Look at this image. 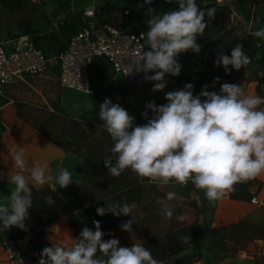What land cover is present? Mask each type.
Segmentation results:
<instances>
[{
  "label": "crops",
  "instance_id": "0c3cea01",
  "mask_svg": "<svg viewBox=\"0 0 264 264\" xmlns=\"http://www.w3.org/2000/svg\"><path fill=\"white\" fill-rule=\"evenodd\" d=\"M255 1L256 4L253 3L254 0H199V4L226 5L230 10L228 25H236L244 10L251 6L252 12L255 9L256 16L253 30L249 31L252 33L264 27V0ZM108 5L111 6L112 10L107 7ZM140 5H143V7H140ZM0 7L6 11H16L18 14L22 10L26 16L25 19L17 21L16 31L2 30L0 39L4 40L20 33H28L21 32L22 24L26 23L27 25L25 26H28L33 31L29 33L32 39L33 35H38L41 41L44 42L42 43L43 46L59 57L72 35L86 25V22L82 19L84 9L94 8L95 19L98 14L97 19L99 21L96 19L98 21L97 32H102L103 25L106 24L137 31L135 30L136 25H147L146 20L149 17L145 13L148 8H153L156 13H160L169 8L177 9L178 4L175 3V0H153L150 5H144L143 0H0ZM123 9H128L129 12L125 14ZM6 13L9 14L8 12ZM126 17H130L128 26H123L122 22ZM72 19L77 21V25L69 23ZM141 29H148V27ZM49 32L57 33V35L54 40L48 42L45 35ZM214 39L215 37L210 38L208 40L209 44L212 45ZM211 45L208 46L211 50L207 51V47L206 51L202 53L206 62L200 65L197 70L187 69L182 58H177L182 68L179 76L174 78L180 82L183 88L186 84L191 83L194 85L193 94L198 95L204 85H209V91L219 93L221 84L232 82L233 84L241 85L246 95H258L255 89L257 80L253 72V68L256 66L261 72V89L262 97H264V39H258L253 36V40L249 45L252 57L245 52L250 57L251 63L239 70L233 69L230 65L228 73L225 72L222 66L217 74L216 58L208 53L213 50ZM62 48L64 49L59 51ZM252 63L255 64L253 65ZM60 71L61 66L60 70L56 72H48L47 67V71L43 75H26L22 78H17L14 82L5 84L0 93L7 101L1 103L0 106L20 103V106L23 107L24 104H32L26 100V98H30L26 95H30L35 91V96L41 97V100L50 106L49 109L51 111L54 110L52 104L56 102L67 116L98 128H104L102 125L103 121L99 119L98 113L99 104L103 103L105 98L110 99L114 104H120L135 119L142 120L144 117L141 113L145 111H148L149 117L153 115L150 110L145 108L146 103L154 101L157 105H162L167 102L164 95L152 91L153 84L150 85L149 81H145L144 75L139 76L135 82H130L123 74L114 72L109 63L108 69L105 70L106 73L102 75L105 80L97 78L96 75L90 72L91 92L62 85L59 79ZM33 77H43L51 80H46L47 82L39 84L36 81L31 82L35 80ZM217 77H219V83L213 88L212 84ZM52 81H56L52 91L53 93L56 92L55 97L52 96L53 93L50 88ZM90 103L95 106L94 109L88 107ZM19 119V124L14 129V132L19 133L18 136L14 132L12 133L11 127L6 124L2 125L5 127L0 129V167L4 168V175L0 178V204L7 202V197L15 188L10 177L16 174L18 169L12 163L10 154L20 148L24 150V158L26 160L24 175L28 179L30 186L37 189L50 187L69 191L73 183L67 188H60L57 182L60 170L67 169L73 180H79L83 175L81 156L70 149L65 151L39 133L23 117ZM5 161L8 163L5 164ZM45 164L47 165V173L53 176V180L45 185L36 184L30 177L31 167ZM128 176L139 180L137 183L139 192L137 193L135 189H132L131 192L132 194H138V198L131 200L129 203V205L135 204L136 206L130 215H122L124 222L132 219V231L131 233L123 231L120 225H109L105 217L95 218V221H100L101 230L105 233L103 237L105 240L116 238L121 246L128 247L133 246L134 242L142 243L152 253L154 259L162 260L165 264L180 263L177 262V258L182 256L188 262L190 261L189 264H193L196 260H203L207 264H257L254 256L256 254L264 255V239H244V235V237L241 235L237 236L235 233L229 232V235L235 239L226 240L225 245L228 250L220 260L215 261L211 257L212 244L208 230V224L214 226L242 220L252 223L264 231V174L256 178L258 183L252 187V196H256L258 203H253L251 200H234L226 194L217 201L213 209V202H209L205 197L204 191L197 189L191 181L186 185L172 181L168 185L161 186L158 183L150 182L147 178H144L143 182H141L136 173L130 169H128ZM93 180H95L93 185L87 182V190L90 194L92 192H95L96 195L98 193H102L101 195L107 194V189L104 186L101 187L106 179L98 176L94 177ZM168 191L176 192L178 196L183 197V200L169 202L175 205L171 219L165 218L162 212V205L158 202ZM96 195L92 194L93 199L90 204L100 199L101 195L99 197ZM193 200L197 201L198 206L201 208L199 214H197L195 205L192 204ZM179 215H186L187 220L178 221L176 217ZM192 223L197 224V226L196 224L194 225L195 229H198V233L191 238V243H184L179 238L181 236H190L191 232L188 235H182L179 231ZM89 227L94 230V224ZM43 232L40 242L45 244L46 247L52 246V244L70 246L77 237L75 227L69 223L67 216L60 217L45 225ZM3 242L4 240L0 243V264H6Z\"/></svg>",
  "mask_w": 264,
  "mask_h": 264
},
{
  "label": "clouds",
  "instance_id": "9594fccd",
  "mask_svg": "<svg viewBox=\"0 0 264 264\" xmlns=\"http://www.w3.org/2000/svg\"><path fill=\"white\" fill-rule=\"evenodd\" d=\"M152 2L143 0L144 5ZM175 3L178 10L163 14L156 13L153 8L147 9L148 50H144L139 59L133 61L134 68L129 65L130 70L125 73L142 72L145 81L153 82V92L166 88V74L179 76L182 65L177 58L181 53L201 51L197 39L208 28L205 16L213 18L216 12L215 8L202 9L196 0H175ZM251 34L264 39V27ZM250 63L243 44L231 48L230 56L221 50L215 60L216 67L222 65L226 73L230 65L239 70ZM217 83L219 77L212 87ZM208 88L209 85H204L201 92L194 95V85L188 83L183 89L167 92L165 104L146 103L145 108L153 115L149 117L148 111L141 113L147 120L143 125H134L135 118L125 108L105 98L99 104L98 115L114 142L110 150L113 155L103 160L108 174L119 177L130 169L141 182L147 178L161 186L172 181L181 185L191 181L204 191L209 202H216L234 191L235 184L264 174V107H261L264 97L246 95L241 85L233 83L221 84L219 93ZM88 107L94 109L95 106L90 103ZM10 156L18 171L10 177L15 188L7 202L0 204V231L13 226L27 231L25 222L33 205V189L24 175L23 148ZM30 177L39 185L53 180L46 164L33 165ZM72 181L70 172L61 169L57 181L60 188H67ZM173 200L180 201L183 197L168 191L158 200L166 219L173 216L175 205L169 203ZM45 203L52 205L54 201L48 196ZM135 206L113 202L107 203V207H97L96 212L100 216L107 213L128 216ZM176 219L185 221L187 216L179 215ZM93 224L94 230L83 227L70 246L52 244L43 248L38 264H165L154 259L142 243L134 242L128 247L121 246L116 238L105 240L100 221H93ZM132 224L131 219L123 222L120 228L131 233ZM179 239L191 243V236Z\"/></svg>",
  "mask_w": 264,
  "mask_h": 264
},
{
  "label": "trees",
  "instance_id": "16d2710c",
  "mask_svg": "<svg viewBox=\"0 0 264 264\" xmlns=\"http://www.w3.org/2000/svg\"><path fill=\"white\" fill-rule=\"evenodd\" d=\"M196 3L202 9L215 8L216 12L213 18H209L207 15L205 16V22L208 24V28H206L203 35L199 36L197 39V42L202 46L201 51L199 53L191 51L186 56L182 57L187 69L197 70L200 65L206 62V59L203 57L202 53L206 51V48L209 45H211L209 44L208 40L212 37H215V39L211 45L213 50L208 52L209 55H213L215 58H217L220 51L222 50L224 54L230 56L231 48H234L238 44H243V51L252 57L249 50V45L253 40V35L248 30L252 19L251 6L244 10L242 17L236 25H228L230 10L226 5H203L199 4V0H196ZM253 3L256 4V1L254 0ZM107 7H110L112 10L111 6L108 5ZM169 10H178V8H169L160 12L159 14H163ZM96 17L98 18V14ZM255 17L256 16L254 15V18ZM129 18L130 17H126L124 19L122 22L123 26H128ZM69 23L77 25V21L75 19H72L69 21ZM25 25L27 24H22L21 32L32 33L33 31ZM146 26L147 25H145V27ZM56 35L57 33L49 32L47 35H45V37L49 42L50 40H54ZM33 40L39 48H41V44L44 43L41 41L38 35H33ZM48 42L47 44L49 45ZM63 49L64 48L59 49V51ZM252 64L254 65L255 63ZM221 67L222 65L217 67V74ZM106 69H108V63L103 56L93 57L90 64L91 73L96 75L97 78L105 80V77L102 78V75L106 73ZM253 72L255 73V78L257 80L255 86L256 92L258 96L262 97L261 72L256 66H254ZM6 101L7 99L5 98L2 103ZM20 105V103H16L18 115L28 121L39 133L56 145L63 148L65 151L70 149L75 154L81 156L83 162V175L79 180L72 181L73 186L69 191L53 189L50 187L37 189L31 186L33 189V205L28 210L29 218L25 222L26 228L28 230L23 231L13 226L9 230L0 231V243L3 240L20 236L27 232H32L35 246L38 250L42 251L43 248L46 247L45 244L40 242L44 233L43 227L63 216H67L69 223L75 227L77 236L76 238H78L83 227H89L93 225V221L96 220L95 218L105 217L109 225H121L124 222L122 215L116 217L111 213H107L103 216H100L97 214L96 209L97 207H107V203L115 202L129 204L131 200H136V198H138V194H132L131 192L132 189L137 190V193L139 192L137 185L139 180L137 178L128 176V169L125 170L119 177H113L108 174V169L105 167L103 160L113 155L110 150L114 146V142L107 131L104 128H98L94 125L77 120L76 118L67 116L66 113L58 107V103L56 102L52 104L54 109L53 111L61 113L63 121L64 119L66 121L60 127H57L52 121L53 116L51 113L42 116L40 119L37 118L36 120H32L21 111ZM261 107H263V105ZM146 123L147 120L145 119L134 120V125H143ZM98 176L104 177L106 179L105 183L102 184L101 187L104 186L106 189H108V193L104 194L106 196L101 195L99 197L100 199L96 200L97 202L90 204L93 197L92 194H90V192L87 190V182L93 185L95 181L93 178ZM257 183L258 181L255 178L247 182L235 184L234 191L228 193L229 198L240 201H250V198L252 197V187H254ZM48 196H51L54 201L52 205L45 203V199ZM192 204L195 205L197 214H199L201 212V208L198 206L197 201L195 202L193 200ZM216 204L217 201L213 202L212 209ZM194 224L196 223H192L190 226L184 227V229L182 228L179 233L182 235H188L191 232L190 236L193 238L198 233V229H195ZM208 230L211 236L212 244L211 257L215 261L220 260L228 250L225 245L226 240L231 238L235 239L229 235V232H233L237 236L244 235V239H264V231L261 228L242 220L230 224H218L214 226L208 224ZM184 258L185 257L183 256L177 258V262L180 263L174 264H189L190 261L188 262V260ZM254 258L257 264H264V255L256 254Z\"/></svg>",
  "mask_w": 264,
  "mask_h": 264
},
{
  "label": "built area",
  "instance_id": "2783aa9c",
  "mask_svg": "<svg viewBox=\"0 0 264 264\" xmlns=\"http://www.w3.org/2000/svg\"><path fill=\"white\" fill-rule=\"evenodd\" d=\"M94 8L84 9L82 19L86 25L70 38L66 48L60 53L61 71L60 82L62 85L74 89L91 92L90 64L95 56H103L110 64L112 70L123 74L130 82L140 75L129 71V65L134 68L133 61L139 59L143 51H147L148 44L146 32L149 29L130 31L127 28L106 24L103 31L97 32L98 21L94 16ZM128 9H124L127 14ZM3 44L12 48L6 52ZM192 50L181 53V59ZM47 71V59L29 33H20L15 36L0 39V92L5 84L14 82L17 78L26 75L40 76ZM166 88L158 92L165 96L169 91L183 89V86L173 76H165ZM143 105V104H142ZM0 123H2L0 119ZM9 129V127H8ZM4 175V168L0 167V178ZM251 202L258 203L256 196L251 197ZM4 251L8 264H38L40 250L35 246L32 232L4 240ZM193 264H207L203 260H196Z\"/></svg>",
  "mask_w": 264,
  "mask_h": 264
},
{
  "label": "rangeland",
  "instance_id": "374dc122",
  "mask_svg": "<svg viewBox=\"0 0 264 264\" xmlns=\"http://www.w3.org/2000/svg\"><path fill=\"white\" fill-rule=\"evenodd\" d=\"M6 12H8L9 14H7ZM25 14L22 12V10L20 11V13H16V11H11V10H5L2 9L0 7V32L2 30H7L9 32H14L16 31V27H17V21L18 20H22L25 19ZM1 19L2 22H1ZM15 27V28H14ZM38 27V26H35ZM145 27V25H136L135 26V30L141 29ZM148 27V26H146ZM132 29V28H131ZM134 29V28H133ZM2 34V33H1ZM0 34V35H1ZM3 48L5 49L6 52H8L12 46L9 45H5L3 44ZM41 50L44 54V56L47 59V67H48V72H56L60 70V66H61V62L59 57H57V55L53 54L52 51H49L47 48H45L44 46H42L41 44ZM153 73H149V75H152ZM144 75L143 73H141L140 75H138L137 77L134 78V81L139 77ZM32 78V77H31ZM35 80H32L31 82H39L40 83H44L47 82L51 79L48 78H43V77H33ZM47 80V81H46ZM56 81H52L50 88H51V92L53 91V87L55 85ZM92 83V81H91ZM150 85L153 84V82H149ZM35 91H33L30 95H26L27 97L29 96L30 98H26V100H28L29 102H31L32 104H24L23 107H21V111L30 119L32 120H36L37 118L40 119L42 118V116L46 115V114H50L53 116L52 117V121L56 124L57 127L62 126L66 121L62 118L61 113L57 112V111H51L49 108L50 106H48L43 100H41V97H36L35 96ZM53 93V92H52ZM56 92H54L52 94L53 97H55ZM5 97H3V95L0 93V104L4 101ZM18 113H17V106L14 103H10L9 105H1L0 106V119L2 121V123L0 124V129L4 128L2 125L6 124L8 126L11 127L12 129V133L14 132L15 127L18 126V122L20 121V115L18 118ZM22 118V117H21ZM98 131V130H97ZM14 134L16 136L19 135V133H16V131L14 132ZM107 193H108V189H107ZM93 195H96L95 192H92ZM102 193H98L96 196H100ZM4 253V252H3ZM173 256V255H170ZM4 257H5V262L7 263V257H6V253H4ZM4 262V261H3Z\"/></svg>",
  "mask_w": 264,
  "mask_h": 264
},
{
  "label": "water",
  "instance_id": "95a60500",
  "mask_svg": "<svg viewBox=\"0 0 264 264\" xmlns=\"http://www.w3.org/2000/svg\"><path fill=\"white\" fill-rule=\"evenodd\" d=\"M254 15H255V9H253V12H252V19H251V22L249 24V28L248 30L249 31H252L253 30V25H254ZM211 50L210 47L207 48V51Z\"/></svg>",
  "mask_w": 264,
  "mask_h": 264
}]
</instances>
